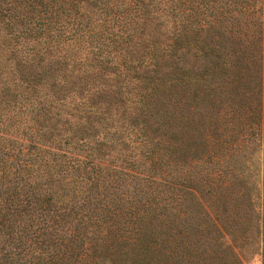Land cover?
<instances>
[{"label":"trees","instance_id":"trees-1","mask_svg":"<svg viewBox=\"0 0 264 264\" xmlns=\"http://www.w3.org/2000/svg\"><path fill=\"white\" fill-rule=\"evenodd\" d=\"M263 145L264 0H0V264L264 260Z\"/></svg>","mask_w":264,"mask_h":264},{"label":"rangeland","instance_id":"rangeland-1","mask_svg":"<svg viewBox=\"0 0 264 264\" xmlns=\"http://www.w3.org/2000/svg\"><path fill=\"white\" fill-rule=\"evenodd\" d=\"M259 157L261 160V165H264V145L261 147ZM263 161V163H262ZM263 244V241L261 242ZM244 264H264L263 255L259 247L258 254L250 255L244 260Z\"/></svg>","mask_w":264,"mask_h":264}]
</instances>
